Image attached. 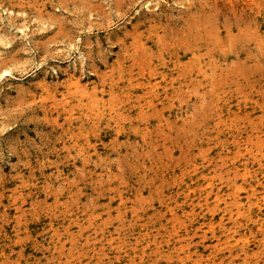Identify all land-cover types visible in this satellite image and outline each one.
Listing matches in <instances>:
<instances>
[{"label":"rangeland","instance_id":"obj_1","mask_svg":"<svg viewBox=\"0 0 264 264\" xmlns=\"http://www.w3.org/2000/svg\"><path fill=\"white\" fill-rule=\"evenodd\" d=\"M188 3L0 0V264H264V0Z\"/></svg>","mask_w":264,"mask_h":264},{"label":"bare ground","instance_id":"obj_2","mask_svg":"<svg viewBox=\"0 0 264 264\" xmlns=\"http://www.w3.org/2000/svg\"><path fill=\"white\" fill-rule=\"evenodd\" d=\"M190 0H184V2H186V3H188ZM189 4V3H188ZM69 86H70V88L69 89H74V90H76V91H78V88H80V82H79V80H77V79H71L70 81H69ZM83 90H84V88H83ZM86 90V89H85ZM84 90V91H85ZM82 91V90H81ZM83 91V92H84ZM87 95V94H86ZM83 98V97H82ZM86 98V97H85ZM80 100H81V97H80ZM80 102V101H79ZM87 104V103H86ZM247 174V173H246ZM242 175V174H241ZM234 193V192H233ZM252 198V197H251ZM234 201V200H233ZM235 201H236V199H235ZM239 213V212H238Z\"/></svg>","mask_w":264,"mask_h":264}]
</instances>
